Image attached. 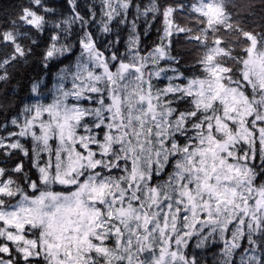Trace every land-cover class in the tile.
<instances>
[{
  "label": "snow or ice",
  "instance_id": "snow-or-ice-1",
  "mask_svg": "<svg viewBox=\"0 0 264 264\" xmlns=\"http://www.w3.org/2000/svg\"><path fill=\"white\" fill-rule=\"evenodd\" d=\"M0 117V264H264V0H26Z\"/></svg>",
  "mask_w": 264,
  "mask_h": 264
},
{
  "label": "trees",
  "instance_id": "trees-1",
  "mask_svg": "<svg viewBox=\"0 0 264 264\" xmlns=\"http://www.w3.org/2000/svg\"><path fill=\"white\" fill-rule=\"evenodd\" d=\"M51 3H54L56 5H59L63 2V0H50ZM86 2H90V0H81V3L84 4ZM138 3H147L148 0H137ZM161 3H172L174 0H160ZM180 2H183L187 4L190 2V0H180ZM26 3V0H0V16H3L5 12L11 13L13 9L18 8L21 4ZM152 24V27L148 29L147 34L141 36V45L146 48L150 49L152 46H154L156 43L159 42L158 37L161 35V33L157 32V29H162V18L158 17L155 21H150ZM139 28L141 33L144 32L145 25L143 23V19L138 21ZM123 36L126 37L127 33H123ZM182 43V42H181ZM121 51H123V47H121ZM177 52H183V49L176 46ZM187 71V69H184ZM58 71V68L53 67L51 68V71H46L42 67L39 66L38 62L33 60L31 63H29L27 66L20 67L13 71V80L10 84H8L6 87L10 92H12L13 96H18L20 99H26L30 95V87L31 83L40 78L43 77L45 80V84L47 85V88L52 87V82H54L55 79V73ZM12 103H16L15 100L12 101ZM9 112H15L14 108H9ZM0 119H3V117H0ZM218 248V245H212L210 247H207L206 249L202 250L203 255L205 256L203 258L204 262L203 264H211V258L209 257L210 252L211 255L214 253L215 248ZM192 251L197 252L196 248H192ZM218 250H217V256H218Z\"/></svg>",
  "mask_w": 264,
  "mask_h": 264
},
{
  "label": "rangeland",
  "instance_id": "rangeland-1",
  "mask_svg": "<svg viewBox=\"0 0 264 264\" xmlns=\"http://www.w3.org/2000/svg\"><path fill=\"white\" fill-rule=\"evenodd\" d=\"M188 3H189V2H188ZM182 49H183V52H182V53H187V52H188L187 49H184V48H182ZM184 59L190 61V60L192 59V57L189 56V55H185ZM186 69H187V67H186ZM187 70H188V69H187ZM215 246H216V245H215ZM192 248H195L194 245L192 246ZM203 249H206V248L196 249V250H198L197 253H199V258L201 259V264H203V262H204L203 258L205 257V256L203 255V253H202V250H203ZM217 250L219 251V245H218V248H217V247L215 248L214 253H213L212 255H211V252H210L209 257L211 258V259H210V260H211V264H215V261H216V258H217ZM218 254H219V252H218Z\"/></svg>",
  "mask_w": 264,
  "mask_h": 264
}]
</instances>
